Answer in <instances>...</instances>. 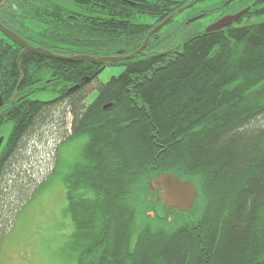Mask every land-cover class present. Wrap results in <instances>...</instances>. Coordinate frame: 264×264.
Segmentation results:
<instances>
[{"label":"trees","instance_id":"trees-1","mask_svg":"<svg viewBox=\"0 0 264 264\" xmlns=\"http://www.w3.org/2000/svg\"><path fill=\"white\" fill-rule=\"evenodd\" d=\"M189 1L175 2L172 12ZM167 2L143 0V14L160 24L172 14ZM151 28L144 27L136 46L113 41L96 56L141 51ZM105 62L95 63L93 84L99 69L125 70L101 85L87 107V91L68 97L67 91H0V136L10 126L21 144L51 125L50 105L35 104L63 96L55 104L73 108L71 138H86L81 160L63 180L77 264H264V13L240 26L196 32L174 52ZM75 83L63 80L64 88ZM10 169L0 168V196ZM166 173L196 185L191 212L168 208L151 188ZM139 201L156 214H146L141 226Z\"/></svg>","mask_w":264,"mask_h":264},{"label":"flooded vegetation","instance_id":"flooded-vegetation-1","mask_svg":"<svg viewBox=\"0 0 264 264\" xmlns=\"http://www.w3.org/2000/svg\"><path fill=\"white\" fill-rule=\"evenodd\" d=\"M183 1L167 2L166 11L172 14L155 25L158 19L143 14V0H6L0 5V91H67L64 97L76 92L85 95L93 84L91 79L96 74L95 63H106L104 60L108 59L120 62L135 59L141 54L145 56L153 54L146 51L152 47L153 41L158 38L162 29L172 23L181 11L193 9L199 3L213 5H210L211 9L200 12L192 19L199 18L198 20H189V23L216 15V20L213 19L207 28L213 27L225 17L244 13L241 18L228 25L240 26L248 17L264 13V0H191L172 12L175 8L174 3ZM215 1H221V6L215 8ZM144 18H149L151 22H144ZM256 20L252 18L251 21ZM145 26L152 28L146 34L145 41L143 40V46H146L141 50L143 52L125 53L120 49L116 51V55L110 57L96 56L97 48L112 47L113 41L119 42V46L123 48L136 46L144 37ZM160 26L162 27L158 29ZM112 30L117 34H111ZM118 33L122 35L118 37ZM80 63H88L87 68L80 67ZM105 69L99 70L102 73ZM64 79L76 80L77 83L64 88ZM79 79L84 80L83 86L78 83ZM64 97L56 96L35 105L37 107L50 105L51 111L48 115L50 124L69 133L68 138H71L73 108L68 103L55 104V101L60 102ZM22 106L23 103L12 105L5 114L10 117ZM0 107H3L2 98ZM55 131L59 132L58 129ZM0 138L3 139L0 147V168L2 166L5 168L6 165L14 167L18 155L21 151L25 152L29 138L22 144L16 135H2ZM152 189L160 190L161 197L162 188ZM160 206L161 202L154 207L159 214ZM147 214L154 217L156 215L152 211H148Z\"/></svg>","mask_w":264,"mask_h":264},{"label":"rangeland","instance_id":"rangeland-1","mask_svg":"<svg viewBox=\"0 0 264 264\" xmlns=\"http://www.w3.org/2000/svg\"><path fill=\"white\" fill-rule=\"evenodd\" d=\"M221 3L215 1L214 7H220ZM210 5L213 4L199 3L193 9L181 11L172 23L162 29L146 52H174L192 34L206 31L209 24L216 20V15L192 24L189 20L211 9ZM143 21L151 22L149 18ZM124 70L123 66L105 69L90 85L83 104H92L98 97L100 86L120 76ZM10 132L11 127L6 126L3 136H8ZM69 136L55 125H42L27 140L25 152L21 151L14 167H11L7 185L0 196V211L4 212L3 219H7L0 232V264H77L76 257L70 253L74 224L67 213L68 201L63 180L69 167L81 160L86 138ZM146 207L144 201H139L137 223L140 226L148 212ZM199 214L186 216L184 222L195 220Z\"/></svg>","mask_w":264,"mask_h":264},{"label":"water","instance_id":"water-1","mask_svg":"<svg viewBox=\"0 0 264 264\" xmlns=\"http://www.w3.org/2000/svg\"><path fill=\"white\" fill-rule=\"evenodd\" d=\"M6 0H0V5H2ZM244 13H239L235 16L225 17L219 22L209 27L205 32H213L215 30H220L229 24L237 21L243 16ZM194 19L192 21L198 20ZM163 26V25H162ZM162 26L158 27L160 29ZM157 29V30H158ZM146 46H143V50ZM121 60V59H120ZM104 61L116 62L119 60L108 59ZM3 139L0 138V147L2 145ZM151 188H162L161 199L166 203L167 207L170 209H178L182 212L189 213L192 211L197 198L198 192L196 185L191 181H182L176 175L171 173H166L155 180H153Z\"/></svg>","mask_w":264,"mask_h":264},{"label":"bare ground","instance_id":"bare-ground-1","mask_svg":"<svg viewBox=\"0 0 264 264\" xmlns=\"http://www.w3.org/2000/svg\"><path fill=\"white\" fill-rule=\"evenodd\" d=\"M151 185H152V182H151ZM178 210V209H177ZM160 211H161V213H162V211H164V209H163V207L162 206H160ZM180 211V210H179ZM182 212V211H181ZM183 213H185V212H183ZM1 250V249H0ZM75 256V255H74Z\"/></svg>","mask_w":264,"mask_h":264}]
</instances>
